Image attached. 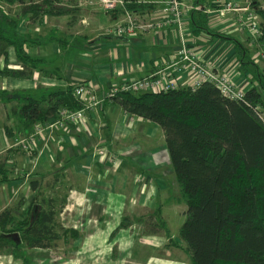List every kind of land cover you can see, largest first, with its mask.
Listing matches in <instances>:
<instances>
[{
  "label": "crops",
  "instance_id": "crops-1",
  "mask_svg": "<svg viewBox=\"0 0 264 264\" xmlns=\"http://www.w3.org/2000/svg\"><path fill=\"white\" fill-rule=\"evenodd\" d=\"M150 2L127 4L113 12L118 13L115 16L104 12L97 0L94 8L59 3L73 13L42 17L32 24L20 15L21 6L0 1V14L18 17L17 32L27 42L25 53L43 61L26 79L0 77V92L39 96L80 84L100 102L84 110L81 124L56 128L47 135L33 155L12 148L5 137L7 147L0 148V154L19 151L10 158L12 180L0 186V212L20 202L21 210L25 209L47 180L59 179L55 184L66 187L67 203L58 220L74 232L63 240L70 242L69 264H190L178 236L170 235L162 212L166 205L172 211L179 205L164 133L156 124L122 111L107 98L112 89L162 74H171L176 89L189 88L191 74L170 67L183 40L214 74L227 76L244 92L255 88L264 97L260 82L264 43L248 29V25L259 29L257 10L264 11V0H195L180 28L156 31L147 26L161 18L160 0ZM133 6L144 9L129 10ZM124 12L142 28L129 38L114 35ZM62 23L70 33L59 32L57 25ZM6 55L7 68H20L12 48ZM256 77L259 83L254 84ZM10 109L13 101L0 102V110ZM0 129L3 136L8 133L5 123H0ZM27 133L25 137L33 127ZM13 214L17 217L19 212ZM57 246L28 252L56 255ZM6 255L10 258L6 264L11 263V252Z\"/></svg>",
  "mask_w": 264,
  "mask_h": 264
},
{
  "label": "trees",
  "instance_id": "trees-1",
  "mask_svg": "<svg viewBox=\"0 0 264 264\" xmlns=\"http://www.w3.org/2000/svg\"><path fill=\"white\" fill-rule=\"evenodd\" d=\"M0 1L21 6L20 15L32 24L42 17L73 13L59 7L58 0ZM143 9L129 7L131 11ZM257 14L261 19L258 40L264 43V11L257 10ZM18 21V17L0 14V77L26 79L43 62L25 53L27 42L17 32ZM9 48L18 69L7 68ZM73 90L68 86L39 96L0 92V102L19 103L12 113L27 133L36 123H54L60 109H83ZM110 100L126 114L156 124L164 133L179 189L177 202L187 206L178 241L190 264H264V97L257 89L246 91L243 101L224 97L211 84L159 93L118 92ZM18 150L0 154V186L12 180L13 169L7 164ZM58 181L39 189L25 209L21 210L20 202L14 209L0 212L1 242L15 249L21 245L27 251H44L68 239L69 233L73 235L58 220L67 203V195L57 191ZM49 188L61 196L46 194ZM31 189H36V183ZM34 206L38 209L35 217ZM14 211L19 212L18 218ZM9 234H17L19 243L7 238Z\"/></svg>",
  "mask_w": 264,
  "mask_h": 264
},
{
  "label": "built area",
  "instance_id": "built-area-1",
  "mask_svg": "<svg viewBox=\"0 0 264 264\" xmlns=\"http://www.w3.org/2000/svg\"><path fill=\"white\" fill-rule=\"evenodd\" d=\"M195 0H160L161 18L156 22L147 26L150 30H160L167 27L180 28L183 23L185 12L190 8ZM218 1V0H215ZM104 12L113 13L117 10H123L127 4H149L150 0H97ZM142 29L136 18L128 12H124V17L121 23L115 28L114 35L118 37L129 38L136 34L137 30ZM251 36H259V29L254 25H248ZM170 67L178 72H187L191 74L193 82L190 89H197L203 84H211L217 88L220 93L235 101L244 100V91L237 88L225 75L214 74L192 51L186 46V43L181 40L179 49L176 55L170 59ZM176 86L171 80V74H162L159 78H144L141 80L127 82L120 88L112 89L107 95L108 99L114 97L118 92L138 93H159L174 89ZM74 97L82 104L83 109L79 111H68L60 109L57 113V120L52 124L36 123L33 126V133L17 142L12 146L21 150L29 156L31 153L38 151L37 147L45 137L50 136L56 128L64 129L68 125L81 124L84 120V110L89 107L99 105L92 92L78 84L73 90ZM88 103V105H87ZM10 168H13V163L8 162Z\"/></svg>",
  "mask_w": 264,
  "mask_h": 264
},
{
  "label": "rangeland",
  "instance_id": "rangeland-1",
  "mask_svg": "<svg viewBox=\"0 0 264 264\" xmlns=\"http://www.w3.org/2000/svg\"><path fill=\"white\" fill-rule=\"evenodd\" d=\"M58 1L61 4L63 3V4H70V6H78V4L82 0H58ZM80 4H82V8H86L88 6H90L91 8H94V6H96V0H83V2ZM13 17H16V16L13 15ZM57 28L59 32L61 33L62 32L67 33V34L70 33V30H66V26H64V23L58 24ZM257 66H260L261 68V65H257ZM261 76H260L261 77L260 82L264 84L263 72ZM253 82L254 84L259 83L258 78L256 77ZM13 106H14V109H17L19 106V103L16 100H14ZM14 109H12V111L10 109L8 112L7 111L3 112L2 110H0V123H5L6 125H8V130H9V134L7 132H4L5 134L3 136L2 129H0V148L3 147L4 144L5 146L7 145L4 140V137L6 138V141L9 142L10 146L14 145L15 142L25 137L24 127L22 123L19 121L17 116L14 113H12ZM261 116L262 117L264 116V110L262 111ZM2 140H3V143H2ZM10 146H8V148ZM30 155H33V154L31 153ZM52 181H53L52 179H50L49 181L47 180V184H51ZM57 188H58L57 191L59 192V194L65 193L66 191L65 189L66 187L63 188L62 185L61 186L58 185ZM50 189L51 188H49V191L46 192V194L53 195V196H56V195L61 196L59 194H55L53 191L51 192ZM177 207L178 208L176 211H172L173 207L170 205H166L162 210L163 214L165 215L164 220L166 223V227L168 228L169 233L172 236H178L179 229L181 225L183 224V222L185 221V216H183V214L186 211L187 206L184 203L180 202ZM18 216L19 215L15 217L18 218ZM67 245L69 247L70 242H66L63 240L59 241L57 249L55 250L56 255H50L49 253H41L40 255L39 254L32 255V253L28 252L27 249H25L21 245H19L17 249H15V247L12 244H4L3 242L0 241V264H6V260L10 259L6 257L7 256L6 254L8 253V251L11 252V263H9L8 261L7 264H69L70 256L66 252Z\"/></svg>",
  "mask_w": 264,
  "mask_h": 264
},
{
  "label": "water",
  "instance_id": "water-1",
  "mask_svg": "<svg viewBox=\"0 0 264 264\" xmlns=\"http://www.w3.org/2000/svg\"><path fill=\"white\" fill-rule=\"evenodd\" d=\"M37 211H38L37 207L34 206L33 212H32L34 217L36 216ZM6 237L9 238V239H11L15 244H18L19 243V238H18V235L17 234H9Z\"/></svg>",
  "mask_w": 264,
  "mask_h": 264
}]
</instances>
